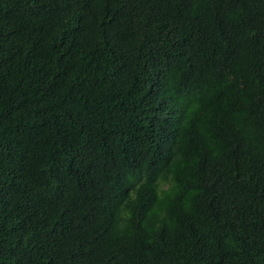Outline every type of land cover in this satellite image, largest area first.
<instances>
[{"label":"trees","instance_id":"trees-1","mask_svg":"<svg viewBox=\"0 0 264 264\" xmlns=\"http://www.w3.org/2000/svg\"><path fill=\"white\" fill-rule=\"evenodd\" d=\"M0 264H264V0H0Z\"/></svg>","mask_w":264,"mask_h":264}]
</instances>
